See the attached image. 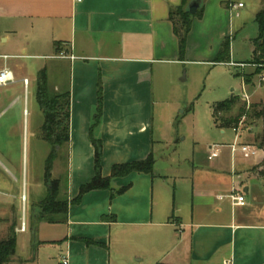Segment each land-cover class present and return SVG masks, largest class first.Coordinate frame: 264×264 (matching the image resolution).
<instances>
[{"label":"crops","instance_id":"crops-1","mask_svg":"<svg viewBox=\"0 0 264 264\" xmlns=\"http://www.w3.org/2000/svg\"><path fill=\"white\" fill-rule=\"evenodd\" d=\"M238 3L202 0L201 15L193 20L188 36L199 27H212L223 35L230 4ZM180 4L181 0H0V49L21 51L0 53V69L7 67L15 76L13 83L0 86V118L11 109L20 113L22 108L25 114L28 88L23 79H28V87L30 79L21 58L36 63L37 72L46 68L55 90L64 86L70 97L66 218L32 225L29 215L27 222L23 219L24 230L21 222L14 224L15 254L8 264H62L65 257L67 264H264V150L244 133L235 131L231 142L213 143L205 156L197 157L187 177L188 198L172 213L164 202L153 206V172L112 179L113 189L127 186L114 197L109 189H95L79 202H70L93 176L91 136L102 141L104 177L115 163L153 154L156 82L163 65L184 61L169 20V10ZM16 86V92L5 90ZM20 122L6 125L19 143L20 135L25 137L24 117ZM0 154L5 159H0V192L11 198L0 201V209L9 206L18 212L13 204L18 185L14 173L20 169L1 147ZM22 174L25 212L24 166ZM44 189L46 194V183ZM234 194L243 195L244 203L233 204ZM35 197L32 208L39 202ZM6 229L0 230V239ZM21 235L28 248L24 258L17 256Z\"/></svg>","mask_w":264,"mask_h":264},{"label":"rangeland","instance_id":"rangeland-1","mask_svg":"<svg viewBox=\"0 0 264 264\" xmlns=\"http://www.w3.org/2000/svg\"><path fill=\"white\" fill-rule=\"evenodd\" d=\"M230 2H241L243 7L236 9L229 7L232 13L223 21L227 24L226 32L220 36L212 27L207 30L203 27L195 31L193 29V33L187 37L189 49L185 53L184 61L163 65L164 69L156 82L158 92L154 98L153 111V156L155 159L152 171L155 189L153 206L154 202L155 204L164 202L170 213L176 204L183 206L188 198L186 189L189 179L187 177L192 166L196 165L197 157L205 156L208 146L213 143L225 144L234 139V129L225 128L221 132V129L214 124L212 106L232 95L243 98L244 93L250 97L249 102L258 103L264 98L261 86L264 60L255 59L258 42V25L255 18L260 9L264 10V0H230ZM192 27L193 21L191 29ZM224 38L229 41V55L223 62H214ZM9 49H0V53L4 51L21 53L18 49ZM20 61L25 62L24 71L30 79L25 114H22V108L21 114L11 109L0 118V147L4 155L8 154L20 169V173H14L18 176V183H16L18 185L15 190L17 198L14 199L13 204L18 212L15 209L11 210L9 206L0 209V230L8 228L11 224L18 225V222L22 223L23 219L27 222L33 211L30 206L31 198L36 195L35 199L38 201L44 197L45 162L51 150L49 143L39 137L38 125L43 117L36 101L37 64H31L26 58H21ZM233 63H244V66ZM49 86L52 91L64 90V86L55 90L52 80L49 81ZM17 87H7L5 90L8 93L16 92ZM20 95L23 102L22 88ZM23 117L25 137L22 139L20 135V142H23L21 144L18 135L11 130L8 131L6 125L13 121L15 123L17 120L22 123ZM240 123L241 120L238 124V132L246 134L249 139L255 133H260L263 126L261 119L252 124ZM239 140L242 141V137ZM0 159H4L1 154ZM23 166L27 184L25 212L22 211L21 202ZM51 173L52 178L68 175L65 154L53 161ZM158 190L162 193L161 197L159 193H156ZM119 194L116 193L114 196ZM10 200L8 194L0 192L1 202H11ZM18 214L21 217L19 219ZM27 249L21 235L17 256L26 257ZM17 263L16 261L13 264Z\"/></svg>","mask_w":264,"mask_h":264},{"label":"trees","instance_id":"trees-1","mask_svg":"<svg viewBox=\"0 0 264 264\" xmlns=\"http://www.w3.org/2000/svg\"><path fill=\"white\" fill-rule=\"evenodd\" d=\"M190 0H181V4L169 10V20L172 23L173 33L178 41V56L184 60L186 52V42L188 33L194 17H199L202 12L200 7L194 14L187 10ZM258 25L257 46L255 49V59L264 60V10L260 9L255 18ZM59 44H56L58 46ZM229 55V41L224 38L216 54L214 62H223ZM248 81V80H247ZM264 92V81L261 84ZM36 101L43 117L40 126V139L49 143L51 150L46 158L45 183L46 194L37 202L31 213L32 225L40 220L47 222H61L65 220L68 208L67 176L52 178L51 171L53 161L65 154L68 158L69 146V90L52 91L49 86L48 73L46 68L37 72L36 76ZM98 102L101 103L100 92ZM214 124L220 129L238 127L241 124H252L261 119L263 121L260 133H255L251 138V143L264 150V98L261 102H247L239 95H232L230 98L215 103L212 106ZM100 117V108L95 115L97 120ZM91 143L94 149L93 176L88 183L80 186L78 194L71 199V203L80 201L82 195L95 189H109L111 196L123 192L127 186L114 190L111 187V180L124 177L130 173H152L155 159L150 153L145 159L135 160L125 163H115L111 166L109 176L102 175V141L100 138L91 136ZM264 166V161H263ZM114 219V217H110ZM16 232L15 225L8 226L6 234L0 239V264H8L15 254ZM167 264V263H156Z\"/></svg>","mask_w":264,"mask_h":264},{"label":"built area","instance_id":"built-area-1","mask_svg":"<svg viewBox=\"0 0 264 264\" xmlns=\"http://www.w3.org/2000/svg\"><path fill=\"white\" fill-rule=\"evenodd\" d=\"M241 6H242V3L230 4V7H232V8H238ZM59 56L60 57H67L66 54H64V53H60ZM69 57H71V56H69ZM235 65H238L241 67L244 66V64H241V63L235 64ZM14 81H15V76H14V73L12 70H10L7 67H3L0 69V86H6L8 84L13 83ZM261 81H264V76H261ZM23 85H24L25 90H27V88H28V79L27 78L23 79ZM243 99H245L247 102H249V99H248L247 95H245V94L243 95ZM238 130H239L238 127L234 129V131H236V132H238ZM243 149H246V148L243 147ZM230 197H231L233 204H243L244 203V196L243 195L234 194V195H230ZM20 230H24V223L21 224ZM61 262H62V264H67L68 260L65 257L62 259Z\"/></svg>","mask_w":264,"mask_h":264},{"label":"water","instance_id":"water-1","mask_svg":"<svg viewBox=\"0 0 264 264\" xmlns=\"http://www.w3.org/2000/svg\"><path fill=\"white\" fill-rule=\"evenodd\" d=\"M202 4V0H190L187 4V10L190 14H194Z\"/></svg>","mask_w":264,"mask_h":264}]
</instances>
